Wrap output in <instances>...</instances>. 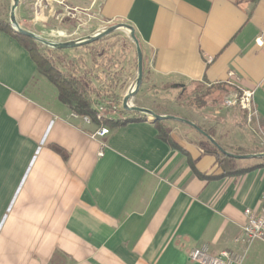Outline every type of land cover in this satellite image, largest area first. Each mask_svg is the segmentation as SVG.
<instances>
[{
	"label": "crops",
	"instance_id": "1",
	"mask_svg": "<svg viewBox=\"0 0 264 264\" xmlns=\"http://www.w3.org/2000/svg\"><path fill=\"white\" fill-rule=\"evenodd\" d=\"M92 9L105 23L135 28L141 88L254 90L251 124L223 103L166 114L196 123L230 152L264 153V0H91L82 8ZM162 122L186 152L142 114L110 126L99 155L98 125L74 116L28 49L0 29V264H200L188 254L204 243L214 253L240 250L245 210L262 208L264 158H235L248 170L219 177L199 132ZM242 264H264L263 241Z\"/></svg>",
	"mask_w": 264,
	"mask_h": 264
},
{
	"label": "rangeland",
	"instance_id": "2",
	"mask_svg": "<svg viewBox=\"0 0 264 264\" xmlns=\"http://www.w3.org/2000/svg\"><path fill=\"white\" fill-rule=\"evenodd\" d=\"M90 3L91 0L61 2L40 0L38 5L37 0H21L17 9V18L22 27L23 22L29 21L38 31L35 33L45 38L55 41L79 40L112 25L103 22L102 18L95 15L93 13L95 9L91 10V16L84 14L82 8L89 7ZM11 6L12 0H0V19L9 23ZM35 42L52 65L66 76L78 78L91 97L95 100L106 97V102L112 101L120 106L119 113L115 115L118 119L142 115L135 112L128 113L122 106L124 96L134 86L137 78L136 47L128 30L119 29L93 43L67 49H55L41 42ZM200 85H187L184 95L180 90L167 88L157 92L146 86L141 88L131 102L137 106L151 108L159 114L174 111L189 113V110H197L192 105H188L190 100L204 99L205 97H202L204 89L209 88ZM222 97L221 103L218 104H222ZM211 99L214 100L212 97ZM245 118L247 120L246 115ZM196 134V138L204 142L203 144L213 151L216 149L206 137L200 133Z\"/></svg>",
	"mask_w": 264,
	"mask_h": 264
},
{
	"label": "trees",
	"instance_id": "3",
	"mask_svg": "<svg viewBox=\"0 0 264 264\" xmlns=\"http://www.w3.org/2000/svg\"><path fill=\"white\" fill-rule=\"evenodd\" d=\"M0 29L6 31L15 37L20 43H22L30 52L31 57L37 64L38 71L46 76L52 83L56 85L59 91V99L66 104L73 113L78 115H87L92 117L93 122L97 125L100 122L96 118V110L94 108L95 98L91 97L84 88L82 82L74 77V76H66L62 71L56 68L54 65L50 63V61L42 54V52L38 49L37 44L34 39L17 33L11 26L8 21L0 19ZM144 70H145V59H144ZM200 85V84H199ZM202 86V85H200ZM167 88L172 90H180L181 94L184 95L186 91V87L183 86H167ZM205 88V87H204ZM205 92L202 94L203 98L201 100H190L188 105H192L197 109H202L209 104H218L221 103V97L224 100L234 94H236L237 90L235 88H231L225 84H218L216 86H212L210 88L204 89ZM211 97L214 99L212 100ZM245 112V111H244ZM246 114V112H245ZM141 116H132L124 119H116V120H105L104 124L110 126H120L124 125L128 122L141 120ZM155 125L158 129L159 138L166 141L173 147L180 148L184 152H186L170 135L168 130L166 129L164 123L162 121H155ZM236 150H242L241 147H236ZM60 152H62L59 149ZM214 154L216 155L219 166L222 169V173L218 175L221 176H229V175H238L244 173L248 170V168H239L236 164V159L232 157H228L222 154L219 150L215 149ZM191 161V158H190ZM192 163V162H191ZM193 165V163H192ZM200 177L209 178L210 176H206V174H202L196 171ZM217 176V177H218Z\"/></svg>",
	"mask_w": 264,
	"mask_h": 264
},
{
	"label": "built area",
	"instance_id": "4",
	"mask_svg": "<svg viewBox=\"0 0 264 264\" xmlns=\"http://www.w3.org/2000/svg\"><path fill=\"white\" fill-rule=\"evenodd\" d=\"M224 106L245 111L248 123L250 124L255 121L257 116L254 90L237 87L236 94L224 100ZM94 108L96 110V118L100 122V125H98V128L92 134V137L100 140L101 149L99 155L102 156L104 154V148L107 146L104 138L110 133V128L104 124V121L118 119L115 115L119 113L120 106L112 101L106 102V97H101L95 100ZM73 115L82 117L88 124L93 123V119L90 116L78 115L76 113H73ZM262 203V208L259 212L251 208L245 210L247 218L246 224L234 240L236 245L241 246L240 250H224L219 253H214L212 252L211 246L204 243L189 252L190 259L200 264H242L246 258L248 249L257 241L264 242V193Z\"/></svg>",
	"mask_w": 264,
	"mask_h": 264
},
{
	"label": "water",
	"instance_id": "5",
	"mask_svg": "<svg viewBox=\"0 0 264 264\" xmlns=\"http://www.w3.org/2000/svg\"><path fill=\"white\" fill-rule=\"evenodd\" d=\"M21 0H12V6H11V12H10V23L12 25V28L22 35L28 36L32 39H34L37 42H41L49 47L55 48V49H67V48H73V47H79L83 45H87L90 43H93L95 41H98L102 39L103 37L119 30V29H126L129 31L130 37L133 40L135 47H136V54H137V78L135 81L134 86L126 93V95L123 98L122 106L123 109L129 112H135L139 114H145L147 116H150L153 118V121H164V120H178L181 122H184L194 128L196 131H198L200 134H202L204 137H206L209 142L216 147L217 150H219L222 154L232 157V158H264V153H257V154H237L230 152L226 150L220 143H218L206 130L201 128L196 123L182 118L175 115L170 114H159L155 112L153 109L148 107H142L134 105L131 102V99L138 94L140 91L143 81H144V53L141 46V43L136 35L135 28L125 22H119L116 24H112L105 30L98 32L92 36L85 37L79 40H69V41H55L52 39L45 38L31 30H28L21 26V24L18 21L17 18V9L20 5ZM178 86V85H177ZM180 86V85H179Z\"/></svg>",
	"mask_w": 264,
	"mask_h": 264
}]
</instances>
